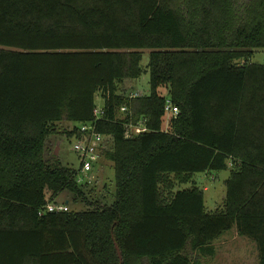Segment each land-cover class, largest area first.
<instances>
[{"label":"trees","instance_id":"1","mask_svg":"<svg viewBox=\"0 0 264 264\" xmlns=\"http://www.w3.org/2000/svg\"><path fill=\"white\" fill-rule=\"evenodd\" d=\"M257 49L264 0H0V264H212L233 228L264 264ZM145 51L150 93L131 97ZM98 97L109 196L51 148L58 124L95 121ZM167 98L179 114L166 121ZM130 124L148 131L128 139ZM65 134L81 137L78 127ZM228 168L215 211L197 186L180 189ZM64 193L86 208L46 211L70 206Z\"/></svg>","mask_w":264,"mask_h":264},{"label":"rangeland","instance_id":"2","mask_svg":"<svg viewBox=\"0 0 264 264\" xmlns=\"http://www.w3.org/2000/svg\"><path fill=\"white\" fill-rule=\"evenodd\" d=\"M251 61L255 63L264 62V49H257L254 51L253 56L251 57ZM148 63H149V51L144 52L142 65L144 67V71L140 78L132 81V85L134 91H139L144 95H149L150 93V84H149V71H148ZM128 85H131L130 83ZM130 89V88H129ZM160 93L164 96L167 95V91L165 88H161ZM96 104L98 108H102L104 105V100L101 97L96 99ZM167 119V117L165 118ZM165 121V127H167ZM74 127L80 128L81 125H77L74 123L63 122L56 126L57 133L52 136L51 148L53 154L56 157V160L59 161L63 166L71 167L78 171V180L81 179L83 185H87L88 188L95 187L101 189L103 193L108 194L109 190L111 193L115 191V171L111 162L106 161L105 164L99 162L94 171L85 176L80 173L82 160L80 159L77 152L74 150V144L77 142L76 136L68 137L65 134V130H72ZM231 168L221 172L208 171L204 173H197L193 178V183H189L187 185H183L180 189L190 188L192 186H197L201 190L204 191L205 194V205L208 211H215L221 207H223L225 196H226V185L225 182L230 176ZM105 186V188H104ZM94 188V189H95ZM109 190H108V189ZM99 190V191H101ZM95 190L92 193H97ZM100 194V192H99ZM66 198L69 202V207L75 210H83L85 205L81 202L75 203L73 201V197L71 194L62 195L59 197V202H66ZM246 239L242 237L241 240ZM240 247H243V243H240ZM244 248V247H243ZM236 253L235 258L232 260V264H249L246 262H241L242 257L238 255V246L233 249ZM230 264V263H229Z\"/></svg>","mask_w":264,"mask_h":264},{"label":"built area","instance_id":"3","mask_svg":"<svg viewBox=\"0 0 264 264\" xmlns=\"http://www.w3.org/2000/svg\"><path fill=\"white\" fill-rule=\"evenodd\" d=\"M141 95V92L133 91L131 97H139ZM121 110L126 111V108H122ZM165 112L167 119L176 117L179 114L178 108L172 103L170 98L166 99ZM103 114V109L97 107L95 121L81 124V137L77 138V142L74 144V150L82 160L80 173L85 176L90 175L94 171L96 165L100 162L102 152L111 146L110 138L97 131V121L103 117ZM147 131L148 129L144 125L130 124L125 127V137L128 139L133 138ZM78 181L82 182L81 179ZM46 211L67 212L69 211V206L67 203H52L46 207ZM43 213L44 211L40 215Z\"/></svg>","mask_w":264,"mask_h":264},{"label":"crops","instance_id":"4","mask_svg":"<svg viewBox=\"0 0 264 264\" xmlns=\"http://www.w3.org/2000/svg\"><path fill=\"white\" fill-rule=\"evenodd\" d=\"M68 204V202H66ZM236 228L223 234L214 243L215 255L212 258V264H232L236 253L233 250L238 246V255L242 257L241 262H248L249 264H259L258 251L255 243L246 239L241 240ZM243 243V247H240ZM243 264V263H242Z\"/></svg>","mask_w":264,"mask_h":264},{"label":"water","instance_id":"5","mask_svg":"<svg viewBox=\"0 0 264 264\" xmlns=\"http://www.w3.org/2000/svg\"><path fill=\"white\" fill-rule=\"evenodd\" d=\"M116 248H117V251H118V255L119 257L122 259V254H121V251H120V248L118 245H116Z\"/></svg>","mask_w":264,"mask_h":264}]
</instances>
